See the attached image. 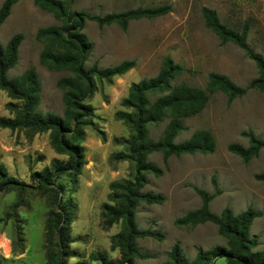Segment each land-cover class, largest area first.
Here are the masks:
<instances>
[{"label": "rangeland", "instance_id": "rangeland-1", "mask_svg": "<svg viewBox=\"0 0 264 264\" xmlns=\"http://www.w3.org/2000/svg\"><path fill=\"white\" fill-rule=\"evenodd\" d=\"M4 0H0V6ZM64 1V0H60ZM169 6L170 12L155 18L132 21L126 31L116 25L98 28L86 22L83 29L91 44L85 62L89 69L94 63L109 68L123 61H134L135 66L121 77L95 84V90L85 101L89 107L87 124L81 128V149L85 166L80 175L68 173L56 180L62 185V205L71 215L68 232L73 242L66 245L65 264H99L91 261V254L103 253L108 261L120 258L112 247V238L121 230L117 223L107 228L103 224L102 207L112 205L110 184L130 180L132 165L117 160L115 155L125 152L130 129L117 118L125 112L121 102L131 85L155 77L166 57L183 67L184 72L174 84L185 83L206 89L210 73L227 77L235 85L246 88L257 78L255 64L237 46L221 44L205 27L203 8L213 10L218 20L228 29L238 31L248 26L247 45L264 59V0H72L71 9L90 16L122 13L138 8ZM51 14L36 6L32 0H16L10 15L0 26V45L4 47L16 34L23 36L18 49V61L8 72L9 78L21 76L33 69L39 82L41 114L62 116V91L56 83L67 77L66 72H51L39 64L43 45L35 39L40 28L56 25ZM21 106L0 91V118H13L9 104ZM167 119L149 128V137L158 140ZM185 131L176 143L189 139L196 131H208L215 140L212 154L170 157L164 163L160 153L149 156L148 161L162 170L160 177L148 174L142 193L163 197L159 205L138 202L136 223L140 230L158 231L162 241L139 239L137 247L150 258L136 260L135 264H163L173 245L191 261L199 250L208 251L224 247L212 224L195 227H177L174 222L201 205L194 188L215 195L209 203L212 213L218 215L228 207L239 214L251 207L262 216L253 221L249 234L258 241L257 250L264 249V183L255 176L264 173V150L244 163L228 152V146L247 147L243 132L251 131L264 141V93L249 90L245 96L228 103L221 92L209 95L206 107L197 115L184 119ZM65 163L68 157L59 154L49 141V133L0 128V164L19 189L0 193V264H47L46 225L54 210L52 192L37 190L32 175L49 169L54 161ZM215 178V186L212 183ZM216 191L219 194L216 195ZM7 245V250L5 249ZM56 252L57 249H54ZM215 264H226L218 258Z\"/></svg>", "mask_w": 264, "mask_h": 264}, {"label": "trees", "instance_id": "trees-1", "mask_svg": "<svg viewBox=\"0 0 264 264\" xmlns=\"http://www.w3.org/2000/svg\"><path fill=\"white\" fill-rule=\"evenodd\" d=\"M15 1L4 0L1 4L0 26L10 15ZM32 2L40 10L51 14L57 22L56 25L38 29L35 39L43 45L39 64L48 71L68 74L56 83L62 91L64 110L62 116L38 112L40 88L33 69L26 70L16 78L8 77V72L17 64L18 49L23 41V36L16 34L4 47L0 45V91L6 93L10 99L19 101L21 106L11 103L8 105L15 115L13 118H0V128L11 131L22 129L33 133L47 132L50 145L59 154L68 157L65 163L56 160L49 169L32 175L38 191H50L54 195V210L46 225V262L65 264L66 245L73 242L68 232L71 215L67 213V207L62 205L60 194L63 186L57 185L56 180L68 173L80 175L85 166L77 143L81 139V128L87 124L89 117V107L85 105V101L94 92L95 84L121 77L135 66L134 61H123L109 68H100L94 63L87 69L85 62L90 54L91 44L83 33L85 24L88 21L94 22L98 28L116 25L120 30L126 31L130 22L161 17L170 12V7L138 8L122 13L90 16L84 12L73 11L72 0ZM201 13L205 27L221 44L231 43L237 46L255 64L257 78L251 80L246 88H241L227 77L215 73L208 75L204 90L185 83L174 84L184 69L166 57L155 77L130 86L126 98L121 102L126 111L118 113L117 118L130 129L131 136L125 142V152L115 155V158L132 165V176L130 180L110 184L109 199L112 205L105 204L102 207L105 227L121 224L120 232L111 242L112 247L118 249L120 258L108 261L105 254L98 253L89 256L91 261L99 264H135L136 260L150 258L139 251L136 241L145 238L162 241L164 236L158 231L140 230L135 218L138 202L150 206L164 201L160 195L141 191L147 184L148 174L155 177L162 175V170L148 161L149 156L160 153L165 163L170 157L212 154L215 140L208 131H196L188 140L175 142L176 137L185 131L183 120L199 114L206 107L209 95L214 92L225 95L228 103L242 98L249 90L264 93V59L247 45L248 26L243 25L240 30L235 31L222 25L213 10L203 8ZM165 119L167 124L162 136L158 140H152L149 137V128L159 125ZM241 136L247 139V147L231 144L227 149L247 163L264 150V141L256 138L251 131L243 132ZM255 180L264 183V173L256 175ZM212 183L215 186V178H212ZM20 186L22 185L7 176L0 164V193L18 190ZM194 191L201 199L200 207L176 219L174 224L177 227L212 224L216 226L218 236L225 241V246L214 247L208 251L199 250L188 261L178 244H175L163 264H215L218 258H225L226 264H264V249L257 250L258 241L249 234L253 221L262 216L261 212L248 207L243 212L234 214L226 207L216 215L209 209V203L215 195H208L197 188Z\"/></svg>", "mask_w": 264, "mask_h": 264}, {"label": "bare ground", "instance_id": "bare-ground-1", "mask_svg": "<svg viewBox=\"0 0 264 264\" xmlns=\"http://www.w3.org/2000/svg\"><path fill=\"white\" fill-rule=\"evenodd\" d=\"M5 249L7 250V245H5Z\"/></svg>", "mask_w": 264, "mask_h": 264}]
</instances>
